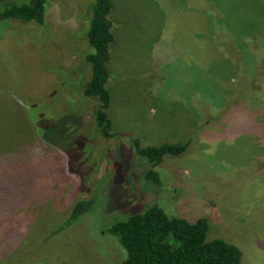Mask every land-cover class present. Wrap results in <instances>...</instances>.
Instances as JSON below:
<instances>
[{
	"label": "rangeland",
	"instance_id": "374dc122",
	"mask_svg": "<svg viewBox=\"0 0 264 264\" xmlns=\"http://www.w3.org/2000/svg\"><path fill=\"white\" fill-rule=\"evenodd\" d=\"M48 2L44 30L0 28V156L21 172L10 202L0 181V211L35 216L33 264H120L126 253L107 228L152 205L189 222L206 218L208 240L236 246L242 264H264V150L242 133V98L264 120L258 38L243 46L217 0H112L113 137L104 139L93 120L97 102L82 95L90 67L81 34L91 1ZM241 8L232 16L244 18ZM23 111L33 129L21 124ZM133 139L140 148H188L155 167L157 186L144 179L151 165ZM82 199H93L94 209L41 243Z\"/></svg>",
	"mask_w": 264,
	"mask_h": 264
},
{
	"label": "trees",
	"instance_id": "16d2710c",
	"mask_svg": "<svg viewBox=\"0 0 264 264\" xmlns=\"http://www.w3.org/2000/svg\"><path fill=\"white\" fill-rule=\"evenodd\" d=\"M48 1L22 0L0 3V28L8 24H35L44 30ZM89 1L91 2L88 5V17L85 22L87 26L81 37L88 48L83 53V60L90 67V78L84 86L82 95L85 99H93L97 102L93 113L94 123L104 139H111L113 137L112 123L107 114L110 105L111 73L107 64L111 59L115 39L113 2L112 0ZM217 1H220L223 12L227 13L226 16L229 13L231 20H235V26L233 29L230 28V33L235 35L239 42L242 40L245 47V38L256 36L258 38L256 57L264 59V0ZM237 5L242 6V12L246 13L242 19L235 15L232 16L234 7ZM223 19L226 20L221 14L218 17L220 25H224ZM0 35L3 38L5 34L0 32ZM5 37L10 38L9 34ZM41 42L38 43L37 48L44 44L43 39ZM32 68L30 66V69ZM262 81L264 83V76ZM67 111L71 112V110ZM73 111L80 112V110ZM22 117L21 124L28 123L33 129L36 124L33 116H28L23 111ZM259 117L261 116L253 111L252 101L242 98V133H245L243 130L246 129V135L248 134L252 139V147L261 152V149L264 150V120H259ZM130 143L136 155L143 157L151 165V168L145 172L144 179L157 186L160 181L155 167L165 159H175L181 156L188 148V143L146 148H140L137 139L131 140ZM19 155L22 157V153ZM26 158L30 162V158ZM1 161L3 160L0 156V181L6 187L5 191L10 196L8 199L10 202L14 200L16 177L21 172L12 173L11 171L17 167L13 163L4 165ZM262 161L264 158L260 160ZM246 165L249 167L250 162ZM94 207L93 199L77 200L66 216L58 220L56 227L47 233L41 243H46L54 235L70 229ZM34 221L35 216L26 208L8 212L4 209L0 211V264H33L34 247L31 243L38 238V235L34 234V230L31 229L35 226ZM209 231V221L204 217L189 222L180 217L167 215L156 205L150 206L142 213L133 214L126 220L117 221L106 230L109 235L117 239L118 244L126 253L124 261L120 264H242L240 250L219 238L208 240Z\"/></svg>",
	"mask_w": 264,
	"mask_h": 264
}]
</instances>
